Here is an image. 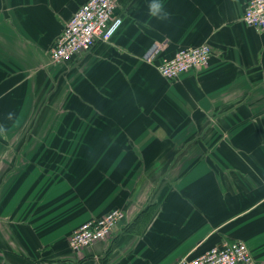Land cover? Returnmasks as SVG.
Segmentation results:
<instances>
[{
	"label": "crops",
	"instance_id": "obj_1",
	"mask_svg": "<svg viewBox=\"0 0 264 264\" xmlns=\"http://www.w3.org/2000/svg\"><path fill=\"white\" fill-rule=\"evenodd\" d=\"M85 1L0 0V264H178L237 240L264 264V30L243 22L250 0H156L166 18L120 0L111 41L52 63ZM203 44L206 68L158 72ZM115 208L108 240L69 247Z\"/></svg>",
	"mask_w": 264,
	"mask_h": 264
},
{
	"label": "built area",
	"instance_id": "obj_2",
	"mask_svg": "<svg viewBox=\"0 0 264 264\" xmlns=\"http://www.w3.org/2000/svg\"><path fill=\"white\" fill-rule=\"evenodd\" d=\"M118 6L119 0H86L50 48V61L59 64L89 51L98 41L109 42L122 25V19L116 15ZM243 21L259 31L264 30V0H251ZM211 56L208 44L186 47L159 62L157 69L164 78L175 80L187 72L206 68ZM148 60L152 61V57ZM124 217L122 210L113 209L82 224L71 234L69 247L79 251L108 240ZM178 264H255V261L247 243L237 240L213 247L195 258H184Z\"/></svg>",
	"mask_w": 264,
	"mask_h": 264
},
{
	"label": "clouds",
	"instance_id": "obj_3",
	"mask_svg": "<svg viewBox=\"0 0 264 264\" xmlns=\"http://www.w3.org/2000/svg\"><path fill=\"white\" fill-rule=\"evenodd\" d=\"M150 12L153 16L157 18H166L167 14L165 13L164 17L160 16V13L163 11V5L153 0V2L149 5Z\"/></svg>",
	"mask_w": 264,
	"mask_h": 264
},
{
	"label": "rangeland",
	"instance_id": "obj_4",
	"mask_svg": "<svg viewBox=\"0 0 264 264\" xmlns=\"http://www.w3.org/2000/svg\"><path fill=\"white\" fill-rule=\"evenodd\" d=\"M68 106V105H67ZM67 106H65V108L64 109H67ZM63 109V108H62Z\"/></svg>",
	"mask_w": 264,
	"mask_h": 264
}]
</instances>
